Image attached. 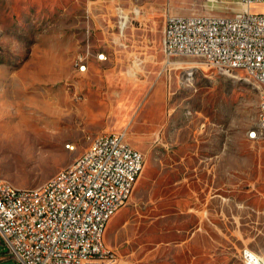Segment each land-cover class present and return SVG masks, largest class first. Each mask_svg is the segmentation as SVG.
I'll list each match as a JSON object with an SVG mask.
<instances>
[{"label": "rangeland", "instance_id": "obj_1", "mask_svg": "<svg viewBox=\"0 0 264 264\" xmlns=\"http://www.w3.org/2000/svg\"><path fill=\"white\" fill-rule=\"evenodd\" d=\"M119 7L129 17L123 32ZM240 8L239 0H0V180L41 185L91 137L125 129L145 165L105 232L124 261L244 264L245 247L264 257V136L249 137L261 87L199 57L168 59L162 44L167 14ZM100 53L119 67H92ZM79 56L85 72L73 64ZM0 264H21L1 236Z\"/></svg>", "mask_w": 264, "mask_h": 264}, {"label": "built area", "instance_id": "obj_2", "mask_svg": "<svg viewBox=\"0 0 264 264\" xmlns=\"http://www.w3.org/2000/svg\"><path fill=\"white\" fill-rule=\"evenodd\" d=\"M230 15L167 14L163 28L166 57L194 56L218 73L243 71L260 82L264 94V0H239ZM119 11L121 31L128 15ZM104 54H99V59ZM80 72L81 67L75 60ZM252 139L264 136V114ZM71 148L72 145L68 144ZM145 154L127 141L125 129L98 133L69 165L35 187H6L0 181V236L21 264H128L102 236L112 212L132 195ZM244 264H264L250 248Z\"/></svg>", "mask_w": 264, "mask_h": 264}, {"label": "bare ground", "instance_id": "obj_3", "mask_svg": "<svg viewBox=\"0 0 264 264\" xmlns=\"http://www.w3.org/2000/svg\"><path fill=\"white\" fill-rule=\"evenodd\" d=\"M213 1V0H212ZM169 63H172V62H169ZM77 64L81 65V67H86V64L84 63L82 57H78L77 59ZM259 87L260 86V82H257ZM263 114H264V94L262 93V91L260 92V97H259V102H258V107H257V120H262L263 118ZM252 133H253V130L249 131V137L252 138ZM2 182L5 183L6 187H14L16 185H14L13 183L9 182V181H6V180H0ZM47 181H51V178L48 179ZM137 181H135V183H133L132 185V192H133V189L135 187V184H136ZM126 203H122V206H124ZM118 212L115 211V212H112V217ZM106 227H107V224H102V236H105V231H106Z\"/></svg>", "mask_w": 264, "mask_h": 264}, {"label": "crops", "instance_id": "obj_4", "mask_svg": "<svg viewBox=\"0 0 264 264\" xmlns=\"http://www.w3.org/2000/svg\"><path fill=\"white\" fill-rule=\"evenodd\" d=\"M81 54V53H79ZM101 54V53H100ZM104 54V58L100 59L101 61H97L95 63V65H93L92 67H119V64L115 63L114 62V59L106 54V53H103ZM78 55V54H77ZM77 55L75 56V59L77 57ZM75 59L73 61V64L75 66ZM87 61V60H86ZM45 63V62H44ZM88 70V61H87V69L86 71ZM85 72V71H84ZM141 151V150H140ZM108 225V224H107ZM107 228V227H106ZM106 232V231H105Z\"/></svg>", "mask_w": 264, "mask_h": 264}]
</instances>
